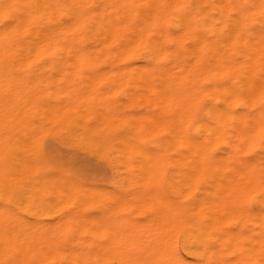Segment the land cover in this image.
I'll return each instance as SVG.
<instances>
[{"label": "bare ground", "instance_id": "bare-ground-1", "mask_svg": "<svg viewBox=\"0 0 264 264\" xmlns=\"http://www.w3.org/2000/svg\"><path fill=\"white\" fill-rule=\"evenodd\" d=\"M0 264H264V0H0Z\"/></svg>", "mask_w": 264, "mask_h": 264}]
</instances>
